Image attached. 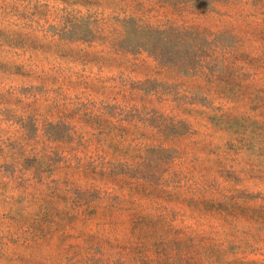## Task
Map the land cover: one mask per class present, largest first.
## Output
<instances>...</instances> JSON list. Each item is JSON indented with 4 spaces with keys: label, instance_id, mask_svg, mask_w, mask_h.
<instances>
[{
    "label": "rangeland",
    "instance_id": "374dc122",
    "mask_svg": "<svg viewBox=\"0 0 264 264\" xmlns=\"http://www.w3.org/2000/svg\"><path fill=\"white\" fill-rule=\"evenodd\" d=\"M0 264H264V0H0Z\"/></svg>",
    "mask_w": 264,
    "mask_h": 264
}]
</instances>
